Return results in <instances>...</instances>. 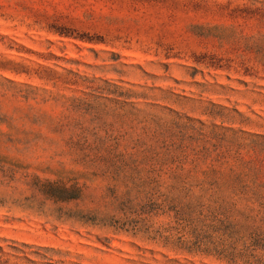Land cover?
I'll list each match as a JSON object with an SVG mask.
<instances>
[{
	"label": "rangeland",
	"instance_id": "obj_1",
	"mask_svg": "<svg viewBox=\"0 0 264 264\" xmlns=\"http://www.w3.org/2000/svg\"><path fill=\"white\" fill-rule=\"evenodd\" d=\"M0 264H264V0H0Z\"/></svg>",
	"mask_w": 264,
	"mask_h": 264
}]
</instances>
